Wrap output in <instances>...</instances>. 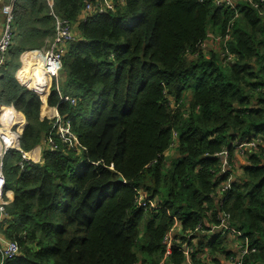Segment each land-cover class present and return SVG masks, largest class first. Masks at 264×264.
<instances>
[{"label":"trees","instance_id":"16d2710c","mask_svg":"<svg viewBox=\"0 0 264 264\" xmlns=\"http://www.w3.org/2000/svg\"><path fill=\"white\" fill-rule=\"evenodd\" d=\"M85 1L103 0L14 6L0 115L6 110L5 122H15L14 109L26 119L23 151L57 139L48 108L70 121L77 143L44 146L39 161H25L23 169L19 151L5 155L12 197L4 195L0 232L19 254L0 264H160L164 235L176 221L184 242L198 224L208 230L222 210L249 239L243 264L264 262V14L254 5L261 1L238 0L235 15L214 0H114V8L81 19ZM51 10L72 23L77 38L44 105L18 71L23 55L53 33ZM230 22V59L220 57L222 45L204 53L207 33L223 34ZM250 135L257 146L244 151L247 164L237 171L232 145ZM172 145L178 160L169 168L164 153ZM223 150L236 178L226 200L219 185L228 173L215 155ZM139 199L159 207H141ZM202 235L193 263L220 264L195 257L227 252ZM169 254L170 264L184 263L182 244Z\"/></svg>","mask_w":264,"mask_h":264},{"label":"built area","instance_id":"2783aa9c","mask_svg":"<svg viewBox=\"0 0 264 264\" xmlns=\"http://www.w3.org/2000/svg\"><path fill=\"white\" fill-rule=\"evenodd\" d=\"M17 0H10L9 3H6L5 0H0V15L3 18L2 24V32L0 35V70L3 65L6 63L7 56L6 53L12 43L13 37V11L14 6ZM260 3H255V7L261 8V13L264 14V0H260ZM238 0H214V4L217 6H225L230 8L234 14H237L236 4ZM49 8L53 6V0H48ZM114 7V0H103L102 3L93 4L90 1H85V6L81 11V16L83 19L86 18L87 15L91 13H102L106 11L107 8ZM50 14L54 18L53 26L54 31L51 38L45 40L44 44L41 47L32 49L27 51L23 55V60L26 64V72L34 69V73L37 72L43 79V84H46L45 89L38 85L39 88H31L28 84L24 83L29 89L36 92L44 105L47 103V97L50 93L49 86L50 80L52 78H56L59 76L62 70V58L66 53L67 46L73 42L76 37L74 35V30L72 23L69 20L57 16L52 10ZM232 23H228L227 27L223 34H214L207 33L206 38L200 44L202 51L206 49L205 40L210 39L219 42V45H222V56H227V60L230 59L229 52L226 47V43L229 40L230 32H231ZM197 53H194L196 55ZM22 71V70H21ZM1 75V74H0ZM22 76H20V80ZM70 101L72 103L75 102L74 98H71ZM13 109V108H12ZM15 113H17L18 117L15 122H5L4 115L6 110L0 115V221L6 217L5 212V204L4 195L6 193L5 190V176L3 172V159L5 155L10 150L19 151L21 154V161H19L18 165L21 169L24 168L23 163L25 161H39L38 157L34 158L31 156V151H23L19 145V135L21 134L23 127L19 129L20 119H23L21 115L17 111L13 109ZM22 118H21V117ZM54 121V129L56 131L57 139L49 137L47 139H43L38 148L42 149V147L47 146L52 149H56L58 147V142L61 144H65L73 147L75 143H77L76 136L74 135L70 121L59 117L58 115ZM24 120V119H23ZM11 121V120H10ZM58 141V142H57ZM257 146V140H242L239 142H235L232 147L241 153L244 152L245 149H254ZM216 156H220L223 159L221 164V172L228 173L225 179L219 185V192L221 195V200H226L229 196V193L232 189L233 182L236 181L233 173L229 172V168L231 165L229 164V152L228 150H223L220 153H216ZM141 201V202H139ZM138 204L141 206L149 205L152 208L159 207V204L156 201H149L144 199H139ZM230 215L224 210L220 211L217 215L214 222L211 223L208 230H204L201 224H198L194 231L188 234L185 237V241H181L183 235H172V230L176 227V222L172 227L170 232L166 233L163 238V242L165 244V252L160 264H170V250L172 245L182 244L183 255H184V263L183 264H194L192 259V254L194 252V247L198 244L197 234H205L212 233L214 231L220 232L221 234L230 236L236 240L238 244V251L235 255L228 254L229 252H222L221 255L224 258L225 264H243L244 256L250 251L249 248V239L244 235L242 231L235 228L230 224ZM196 233V234H195ZM194 237L191 239V236ZM254 251V249H253ZM19 254V246L16 242L8 240L4 237V235L0 232V263L6 259H13ZM196 258H199L197 254H195ZM204 264V263H199Z\"/></svg>","mask_w":264,"mask_h":264},{"label":"crops","instance_id":"0c3cea01","mask_svg":"<svg viewBox=\"0 0 264 264\" xmlns=\"http://www.w3.org/2000/svg\"><path fill=\"white\" fill-rule=\"evenodd\" d=\"M80 18H82L81 14H80ZM79 19V18H78ZM2 24H3V18L2 16L0 15V35H1V32H2ZM73 29H74V26H73ZM212 33V31H209ZM214 33V32H213ZM216 34V33H214ZM53 35V33L47 38H51V36ZM74 35L75 37L77 38V32H76V28L74 29ZM46 39V40H47ZM205 43H206V49L203 51L204 53L206 52H209V51H216V50H220V45H219V42L217 41H214V40H210V39H207L205 40ZM26 64L24 62V60L22 59V68L18 71V77L20 79V76H22L21 74V70H23L25 68ZM22 81V80H21ZM23 82V81H22ZM172 102V101H171ZM173 103V102H172ZM48 108V107H47ZM49 110V114L46 113V115L48 117H56L57 116V112L54 110V109H50L48 108ZM20 115V114H19ZM24 119V126H23V130L25 129L26 125H27V122H26V119ZM22 130V131H23ZM250 139H253V135H250L249 138L245 139V140H250ZM174 142L176 143V141L174 140ZM175 145H172L165 153H164V161L166 163V165L170 168L171 166L167 163V158L166 155H171L174 151V154L175 156L177 157L176 155V150H175ZM37 148V151L34 150ZM33 150H31V156H33L34 158H37L38 159L40 158V151L41 149L37 147H35ZM246 152L250 151L251 149H245ZM244 150V151H245ZM245 152V153H246ZM233 168L237 171H240L242 169V166L246 165L247 164V156L243 153H241L240 151L234 149L233 151ZM5 196H7L8 199H10L12 197V192L11 191H7ZM140 198H143V194L141 193V196ZM172 235H182V232H181V226H180V222L179 221H176V227L172 230ZM203 238V241H205V244L209 243V242H213V241H218L220 243H224L226 245V251L227 252H234V253H237L238 251V244L236 242V240L230 236H227V235H224V234H221L220 232H217V231H214L212 233H205L201 236ZM200 239V238H199ZM198 239V240H199ZM202 251V250H201ZM223 251L219 250L217 253L213 254V255H210L208 254L207 252H203V254H199L197 253V256L200 258V259H207L209 261H212V260H217L220 264H225V261H224V258L222 257L221 253Z\"/></svg>","mask_w":264,"mask_h":264},{"label":"bare ground","instance_id":"6f19581e","mask_svg":"<svg viewBox=\"0 0 264 264\" xmlns=\"http://www.w3.org/2000/svg\"><path fill=\"white\" fill-rule=\"evenodd\" d=\"M21 74H22V78H21L22 81L28 84L29 87L38 89L39 88L38 85H41V87L45 89L46 84H43V79L40 75L37 74V72L34 73V69L26 72V68H24L21 71ZM141 207H145V206H141Z\"/></svg>","mask_w":264,"mask_h":264},{"label":"rangeland","instance_id":"374dc122","mask_svg":"<svg viewBox=\"0 0 264 264\" xmlns=\"http://www.w3.org/2000/svg\"><path fill=\"white\" fill-rule=\"evenodd\" d=\"M114 8V7H113ZM219 55H220V57H221V53H219ZM37 147V146H36ZM166 157L167 158H169V159H167L166 161H167V163L171 166V167H173L175 164H176V162H177V160H178V158L175 156V154H174V151H173V153L171 154V155H166Z\"/></svg>","mask_w":264,"mask_h":264},{"label":"water","instance_id":"95a60500","mask_svg":"<svg viewBox=\"0 0 264 264\" xmlns=\"http://www.w3.org/2000/svg\"><path fill=\"white\" fill-rule=\"evenodd\" d=\"M5 2H6V3H9L10 0H5ZM46 105H47V103H46ZM22 132H23V131H22ZM22 132H21V133H22ZM118 181L123 182V181H124L123 177H122V176H119V177H118ZM255 264H264V262H257V263H255Z\"/></svg>","mask_w":264,"mask_h":264}]
</instances>
